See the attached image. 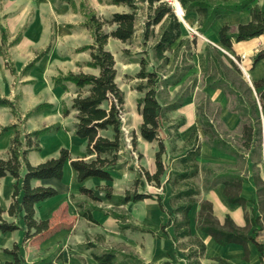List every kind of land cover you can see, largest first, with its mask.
Instances as JSON below:
<instances>
[{
	"label": "crops",
	"instance_id": "obj_1",
	"mask_svg": "<svg viewBox=\"0 0 264 264\" xmlns=\"http://www.w3.org/2000/svg\"><path fill=\"white\" fill-rule=\"evenodd\" d=\"M36 1L40 2L41 16L45 17L46 11L47 14L53 16L55 22L54 31L52 32L43 20H37L36 24L31 26L25 37L17 43L23 47L22 56L24 60L12 65L16 70V74H13L10 71L11 69L0 61V95L12 100L16 99V102L18 97L11 89L16 75L22 72L24 82L44 81L47 79L51 81L54 96L52 100H41V97L50 94L45 91L44 87L33 90L29 87L23 88L19 106L17 105L22 116V122L16 118L10 107L0 106V154L4 159L10 157V148L16 132L14 130L2 132V127L18 123L19 128L27 133L48 125L58 124L60 126L59 130L40 137L41 150L28 153V160L34 165H38L47 159L58 157L62 148H68L74 158L86 157L87 140L75 135L77 112L71 109L76 88L71 83L68 84L69 88L67 90L57 87L54 85L53 78L61 73L67 74L72 71L94 74L99 72L98 69L87 65L92 57L90 50L81 49L85 45L92 44L93 37L90 29L84 25L86 17L80 9H74L71 4L64 1L58 3L52 0ZM90 1L99 14L112 15L115 12L130 11L127 5H115L107 2L99 8L96 6L98 0ZM168 1L178 13V8L176 7L177 2L180 3V0ZM255 6H259L264 11V0H255L247 7L231 11L224 17L215 20L207 30L201 32L199 31L200 15L194 11L187 13L180 3L181 10L185 13L183 18L178 13L182 23L181 38L186 40V43L179 50H176L178 45H180L179 41L176 42L172 46V51L167 53L170 60L166 63L167 66H171L174 62H178L179 55L182 54L186 57L185 53L188 50H192L191 59H189L190 63H192V68L176 80L171 78L168 85L161 86L158 91V101L165 106L184 92L185 88L193 80L197 81L181 108L166 113L167 115L165 114L160 129V136L164 139L166 146L164 162L167 171L164 175L163 183L170 170H180L182 168L178 156L187 148L191 134L194 131L198 132L201 140L200 154L196 158L200 171L194 179V182L200 188V194L197 196V202L189 213L192 236L200 238L207 249L205 255L201 258V264H219L215 259L217 257L224 258L231 264L261 263L260 254L253 243H249L251 252L249 259L245 260V251L242 245L236 243L228 245L218 244L211 235L199 229L196 223L201 207L200 203L203 200H208L212 202L214 214L221 223L225 221L227 216H230L237 225L246 226L243 207L239 204L231 203L225 194V185L222 181H215L220 174L232 171L245 176L246 179L242 185L241 195L247 199L256 196L255 191L257 188L252 177L253 161L240 162L238 156L234 155L230 148L217 146L214 142L209 141L203 132L204 122L201 120L199 112V104L202 99L208 100L215 107V111L204 110L205 115L209 118L205 122L215 124L220 138L227 140L231 148L242 150L240 141L242 126H244L242 112L236 111L231 107V99L229 93L225 90L226 88L208 86V81L213 79L209 78V61L207 60L206 50L208 47L215 48L219 54H222L220 56L223 61L229 65L234 61L231 60L232 57L239 58L242 62L241 69L256 94L254 83L264 79V58L255 62V56L264 48V34L252 38L250 41H234L232 49L224 46L220 40V30L224 25H230L235 28L241 23L250 22L251 9ZM138 11L136 21V27L138 28L134 37L126 42L111 37L107 45L109 50H111L109 45L116 42L124 44L123 47L125 49H129V45L134 43H141V45L149 43V41H144L143 39L142 26L143 20L149 13L148 2H140ZM115 27L114 25L113 29ZM160 31L161 24L155 28L154 43H156ZM52 33H55V37L49 53L42 57L33 69L23 73L25 66L33 59V57H28L29 51L43 47L39 42L41 40L40 36L45 38L46 35H51ZM194 39L196 40L195 43L193 42ZM151 60L161 62V60L155 58L154 54H152ZM169 76H172V74H167L165 78H169ZM70 90L73 91L74 95L67 100L64 92ZM122 90L127 92L125 89ZM129 90L132 106L127 107V102L125 104V114H128L126 116L128 117V128H126L130 130L131 134L136 133L138 136L137 151L143 154L141 166L147 168L151 174H154L157 171L156 154L159 149L158 142L147 141L140 134L143 115L138 110V100L144 97L145 92L139 91L135 87H130ZM42 103L52 104V107L36 111L28 118H25L28 112L34 110ZM64 106L71 109V113L68 116H64ZM258 110L263 134L261 158L257 167L260 169L261 177L264 180V110L260 104ZM72 118L74 119L70 120ZM26 119L27 121L23 123ZM181 119H184L185 122L179 128L180 137L177 139L174 137L173 130H170L171 136L169 135L168 127ZM123 128L126 133L125 125ZM65 165L62 179L44 178L40 180V178H34L31 180L33 187H56L58 194L56 197L38 202L35 206L37 211L35 216L38 224L36 228L32 229L28 240L21 249V254L25 258L26 264H103L96 260L93 254H101L108 250L120 252L114 260L115 262L108 264H122L124 257L122 253L127 252L129 253L127 255H132L141 262L135 259L136 262L131 264H163L165 261H169V264H187L186 253L190 248L189 238L180 239L178 243H175L176 232L174 226L170 225L163 231L162 226L168 221L169 214L164 213L158 200L148 198L138 202L122 203L118 199L107 198L104 193L102 194L101 191L96 189L102 185L110 186L115 195H122L127 190L135 189V180L141 178L145 181L148 189L139 190V192L161 193L162 190L161 192L159 191L161 188L155 187L153 183H148L145 177L141 175L139 169L136 168L134 171L129 170L128 167L114 169L111 171L113 180L90 177L80 183L70 161ZM25 171L24 168L23 174ZM16 181L17 179L11 175L0 178V206L5 210L3 217L8 221H18L22 226V229L14 231L5 233L0 231V264H7V262L14 260L12 255L4 252V249H11L14 244L23 243L25 237L26 223L23 213L17 218L11 216L8 212L12 203ZM207 181L213 183V185L207 186ZM82 185L92 189L95 196L101 198L97 204L81 193L80 188ZM151 188L154 190H151ZM164 200L165 209L172 211L174 204L168 186ZM80 202H85L86 207L92 204L99 208L113 209L117 213L131 215L128 223L139 226L142 230H132V228L123 230L120 228L121 222L118 219L100 209L92 210V216L96 221L93 222L81 215L82 208L78 206ZM148 229L154 230L155 233L148 232ZM258 239L264 241V230Z\"/></svg>",
	"mask_w": 264,
	"mask_h": 264
},
{
	"label": "trees",
	"instance_id": "obj_2",
	"mask_svg": "<svg viewBox=\"0 0 264 264\" xmlns=\"http://www.w3.org/2000/svg\"><path fill=\"white\" fill-rule=\"evenodd\" d=\"M72 5L77 9L75 0H61ZM255 0H180L183 9L189 12H197L200 15L199 31L207 30L211 24L234 10L247 7ZM140 2H148L149 13L143 20V39H149L155 36V28L161 24L160 35L153 44L152 50L157 60L168 62L170 60L168 52L172 51V46L179 41L176 50L185 45L186 40L182 39V23L177 16L173 6L168 0H108L109 4L127 5L129 12H115L111 17L103 18L87 5L85 0L80 2V11L86 17L84 25L90 29L93 41L92 44L85 45L81 49L90 50L91 60L87 63L89 67L99 70L98 74L87 72H68L61 73L53 78L54 85L68 89L71 83L76 88V94L73 97L71 109L76 110L75 135L87 140L86 157L74 158L68 148H62L58 157L47 159L46 161L34 165L28 160L30 151L41 150L40 137L47 133L59 130L58 124L48 125L31 132H23L18 123H13L2 127V132L14 130L15 136L10 148V157L4 159L0 154V178L11 175L17 179L14 185L12 203L9 207V214L19 217L23 213L26 223L25 237L23 243H16L11 249H4V252L14 257V260L7 264H26L25 258L21 254V249L28 240L33 228H36L38 221L36 219V204L48 198L56 197L58 191L56 187H33L31 180L34 178H57L62 179L64 176L65 164L70 161L73 169L76 171L77 179L80 183L90 177L113 180L111 171L128 167L129 170H136V160H141L143 154L137 151L138 136L132 134L129 147L126 133L124 131V115L126 104V93L118 83V68L116 59L111 50L107 48L111 37L126 42L131 40L138 27L136 21L138 18V8ZM106 24L115 25L116 27L110 32L105 31ZM264 34V11L255 6L251 9V21L241 23L235 28L230 25H224L220 30V40L224 46L232 49L233 42L249 40ZM7 35L2 29L1 40L5 41ZM22 35L19 34L12 42V45L19 43ZM195 39L193 42L195 43ZM50 46L38 53L24 68L23 73L33 69L37 62L50 51ZM209 78L215 80L212 86H218V83H225L228 86V92L231 93L239 103L236 111L242 112L244 119L241 134L242 150L231 148V145L220 138L215 124L210 122L203 123V132L209 141L214 142L217 146L230 148V151L238 156L241 161H253V180L257 188L256 196L250 199L243 198L241 195L242 185L245 176L238 172H226L216 177L215 181H222L225 185V194L231 203L239 204L245 211L246 226L237 225L234 220L227 216L223 223L220 222L214 214L212 202L203 200L200 203V211L196 219L197 227L211 235L218 244L228 245L231 243L240 244L244 247V259L248 260L250 256L249 243L256 246L260 254L261 263L264 264V241L259 240V236L264 230V180L261 177L260 169L257 167L261 158L262 147V125L258 114L259 104L264 110V79L256 81L254 87L257 93H254L253 86L246 80L238 62L226 64L215 48L208 47L206 50ZM0 43V55H2ZM264 58V48L255 56V62ZM239 60V58H237ZM7 61V65H8ZM141 68L136 75L139 82L135 89L145 92L144 97L138 100V110L143 115V124L140 128V134L147 141H157L159 149L156 154L157 171L151 174L147 168L140 166L139 171L145 177L148 183H153L161 188V193L139 192L137 188L127 190L122 195H115L112 187L98 186L96 189L110 199H118L122 203L138 202L145 199H156L164 211L169 214L168 221L163 224L162 229L173 225L175 228L174 242L178 243L180 239L189 238L190 248L186 253L187 264H201V258L205 255L206 245L198 237L192 236L190 230L189 213L197 202V196L200 194V188L194 182L199 174L200 168L196 160L201 150V140L198 132L194 131L188 141V146L179 155V162L182 164L180 170L172 169L166 174V164L164 154H166L165 141L160 136L163 117L166 113L181 108L185 103L187 96L190 94L186 89L174 101L163 106L158 101V91L163 85H168L170 79L164 78L157 70H149V60L141 59ZM13 74L16 70L13 66H8ZM0 106L10 107L16 118L21 121V114L17 106L16 99L0 95ZM52 104L42 103L34 110L28 112L25 118L31 116L34 112L43 109H49ZM71 109L64 106V116L71 113ZM185 122L184 119L178 120L168 127L174 131V137L179 138V128ZM1 132V133H2ZM135 154L137 156H135ZM90 157V158H87ZM136 157V158H135ZM25 173L23 174V169ZM139 184L146 185L141 178L135 180L134 186ZM207 186L213 183L206 182ZM167 186L172 195L174 208L167 211L164 206L165 193ZM80 191L83 195L90 198L93 202L100 201L101 198L95 196L94 191L85 185H82ZM250 205V206H249ZM82 208L81 215L87 219L96 222L92 216V210L100 209L106 214H110L118 219L121 224L120 228L142 230L125 222L126 216L117 213L113 209H103L96 205L90 204L87 207L85 202L78 203ZM3 210L0 206V231L9 232L22 229L18 221H8L3 217ZM148 232L155 233L154 230L148 229ZM118 253L117 250H108L101 254L94 253L96 260L103 264L114 263ZM126 258L136 257L124 255ZM219 264H231L224 258H215ZM137 260V259H136ZM139 261V260H137ZM140 262V261H139ZM129 262H122L128 264ZM141 263V262H140ZM169 264V261L163 262Z\"/></svg>",
	"mask_w": 264,
	"mask_h": 264
},
{
	"label": "rangeland",
	"instance_id": "obj_3",
	"mask_svg": "<svg viewBox=\"0 0 264 264\" xmlns=\"http://www.w3.org/2000/svg\"><path fill=\"white\" fill-rule=\"evenodd\" d=\"M55 3L60 2L61 0H52ZM77 3V9H80V2L82 0H75ZM87 5L90 6L92 9H94L93 4L90 0H85ZM108 2V0H98L96 2V6H98L100 8V6H104L106 3ZM40 2L36 1V0H0V43H1V48H2V55H0V61H2L4 64H6V66H12L17 62H21L22 60H24L23 56H22V48L21 45L19 44H15L12 45L11 42L19 35H22V39L23 37H25L26 33L29 31V29L31 28V26H33L34 24H36L37 20H43L45 21L47 27L52 30V32L54 31L55 28V22H54V18L53 16L47 14V11L45 12V17L41 16L42 15V10L40 9ZM174 8V7H173ZM95 10V9H94ZM96 11V10H95ZM44 13V12H43ZM99 16L103 17V18H110L111 15L109 14H99ZM46 18V19H43ZM53 18V19H52ZM47 21V22H46ZM114 25H110V24H106L104 27L105 31H111L113 29ZM2 29L5 30V33L7 35V39H5V41L1 40V36H2ZM198 34V33H197ZM196 34V36H198ZM55 37V33H52L51 35H46V37L44 38L43 36H40L39 42L40 44H42L43 47L39 48V49H31L29 51V55L28 57H35L38 53L42 52L43 50H45L48 46L51 47L52 42L54 40ZM153 42V43H151ZM155 40L154 38L149 39V43L143 44L141 45V43H134L129 45V49H125L123 47L124 44L122 43H111L109 45V48L112 50L115 59H116V66L118 68V83L119 85L122 87V89L127 90L126 93V97H127V107L132 106V100L130 97V87L133 88L136 86V84L139 82V79L136 78V75H138L137 73L139 72L140 68H141V59L146 58L149 60V65L147 66V68L149 70L155 69L157 70L160 74L164 75L163 77L165 78V76L167 74H172V79L176 80L178 78H180L184 73H186L187 70H189L190 68H192V63H190L189 59H191V55H192V50H188V52H186V57H184L182 54L179 55V59L177 63H173L171 66H167V63L165 61H161L158 62L156 60L152 61L151 60V56L152 54H154V51L152 50V44L154 43ZM108 48V46H107ZM222 56V54H220ZM238 60L237 57H232L231 60L235 61ZM7 61L9 62L7 65ZM240 63L241 60H238ZM230 62V61H228ZM236 62V61H235ZM138 63V64H136ZM172 72V73H170ZM244 73V72H243ZM245 76V75H244ZM171 77V76H170ZM23 76H22V72L18 75L15 76L14 79V83L11 87V89L16 93V96L18 97L17 99V105L19 106V101L20 98L22 97V90L23 88L29 87L32 90L35 88H43L45 89V91H48L50 94H48L47 96L41 97V100L46 101V100H52L54 99L53 96V89L51 86V81L49 79L44 80V81H32V82H24L23 81ZM246 78V76H245ZM248 79V78H247ZM246 79V80H247ZM208 81V80H207ZM196 80H193L186 88L189 90V93L192 91V89L194 88L195 84H196ZM215 81L210 80L208 81V86L211 87V85ZM219 87H223L225 90H227L228 92V86L225 83H218ZM215 87V86H213ZM229 93V92H228ZM73 91H66L64 92V96L67 98V100L69 98H71L73 96ZM230 99H231V107L234 108H238L240 105L238 103V101L236 100V98L229 93ZM199 112H200V116H201V120L203 122H205L206 120H208L209 118L205 115V111L204 110H211L212 112L215 111V107L208 101L205 99H202V102H200L199 104ZM239 111V110H238ZM27 113V112H26ZM167 115V114H166ZM128 114L124 115V125H125V130H126V139L129 145V148L131 147L130 144V140L132 139V134L130 132L129 129H127V125H128ZM74 118L70 119L73 120ZM27 119L24 122H26ZM127 127V128H126ZM69 130V128H67ZM135 156H137L135 154ZM136 158V157H135ZM136 168L139 169V167L141 166V160H136ZM153 185V184H150ZM135 188H137L138 190H146L148 189L147 185H142L139 184L138 186H134ZM156 187V186H155ZM151 190H154L153 188H151ZM161 192V189L159 190ZM96 204L98 202H95ZM126 219L125 222L128 223L130 221V216L131 215H126ZM82 247V246H79ZM123 256L127 253H122ZM123 261L124 262H129L128 264L131 263H135L136 260L135 259H131V258H126L125 256L123 257Z\"/></svg>",
	"mask_w": 264,
	"mask_h": 264
},
{
	"label": "bare ground",
	"instance_id": "obj_4",
	"mask_svg": "<svg viewBox=\"0 0 264 264\" xmlns=\"http://www.w3.org/2000/svg\"><path fill=\"white\" fill-rule=\"evenodd\" d=\"M176 4V3H175ZM176 6V5H175ZM176 8H178L177 10H178V13L180 14V16L183 18V14H185L184 12H182V10H181V7H180V3H178L177 2V7Z\"/></svg>",
	"mask_w": 264,
	"mask_h": 264
},
{
	"label": "built area",
	"instance_id": "obj_5",
	"mask_svg": "<svg viewBox=\"0 0 264 264\" xmlns=\"http://www.w3.org/2000/svg\"><path fill=\"white\" fill-rule=\"evenodd\" d=\"M142 24H144V23L142 22ZM195 32L197 33V31H195ZM235 61L238 62L237 64H238L240 67L242 66V64H241L238 60L235 59Z\"/></svg>",
	"mask_w": 264,
	"mask_h": 264
},
{
	"label": "water",
	"instance_id": "obj_6",
	"mask_svg": "<svg viewBox=\"0 0 264 264\" xmlns=\"http://www.w3.org/2000/svg\"><path fill=\"white\" fill-rule=\"evenodd\" d=\"M175 12H176V10H175ZM176 14H177V16L179 17V15H178V13L176 12Z\"/></svg>",
	"mask_w": 264,
	"mask_h": 264
}]
</instances>
